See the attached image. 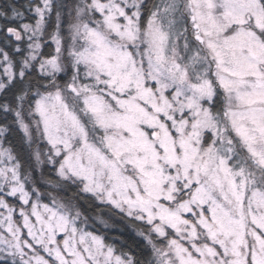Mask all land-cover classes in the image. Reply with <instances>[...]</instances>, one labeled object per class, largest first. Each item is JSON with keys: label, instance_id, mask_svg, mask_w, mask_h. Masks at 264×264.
I'll return each mask as SVG.
<instances>
[{"label": "snow or ice", "instance_id": "snow-or-ice-1", "mask_svg": "<svg viewBox=\"0 0 264 264\" xmlns=\"http://www.w3.org/2000/svg\"><path fill=\"white\" fill-rule=\"evenodd\" d=\"M0 119V264H264V0H0Z\"/></svg>", "mask_w": 264, "mask_h": 264}, {"label": "trees", "instance_id": "trees-1", "mask_svg": "<svg viewBox=\"0 0 264 264\" xmlns=\"http://www.w3.org/2000/svg\"><path fill=\"white\" fill-rule=\"evenodd\" d=\"M17 4H23L24 0H16ZM45 54H48L51 51L50 47H45L43 49ZM0 123H3V120L0 119ZM8 140L12 142L13 145L19 147L20 144V134L17 130H13L8 133ZM102 208L104 206H101ZM95 214V209L89 210ZM111 214L105 210V218ZM140 227L139 222L129 219L122 214L111 215V218L108 220V230L107 228H92L91 230L97 231L98 234H102L106 238V242L113 244L117 251H126L130 252L133 255H139L143 249L144 241L141 237L137 235V229Z\"/></svg>", "mask_w": 264, "mask_h": 264}, {"label": "rangeland", "instance_id": "rangeland-1", "mask_svg": "<svg viewBox=\"0 0 264 264\" xmlns=\"http://www.w3.org/2000/svg\"><path fill=\"white\" fill-rule=\"evenodd\" d=\"M90 224H91V222H90ZM100 227H102V228H105L104 226H102V225H100V224H94V225H91V229L92 228H100ZM106 230H108V227H107V229Z\"/></svg>", "mask_w": 264, "mask_h": 264}]
</instances>
